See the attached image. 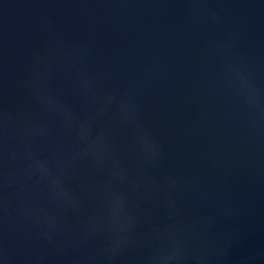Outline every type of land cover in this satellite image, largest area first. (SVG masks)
Returning <instances> with one entry per match:
<instances>
[{"label":"water","instance_id":"95a60500","mask_svg":"<svg viewBox=\"0 0 264 264\" xmlns=\"http://www.w3.org/2000/svg\"><path fill=\"white\" fill-rule=\"evenodd\" d=\"M0 264H264V0H0Z\"/></svg>","mask_w":264,"mask_h":264}]
</instances>
